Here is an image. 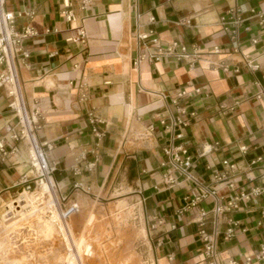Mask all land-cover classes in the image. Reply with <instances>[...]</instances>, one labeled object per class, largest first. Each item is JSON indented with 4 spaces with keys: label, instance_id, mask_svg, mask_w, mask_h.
Returning a JSON list of instances; mask_svg holds the SVG:
<instances>
[{
    "label": "crops",
    "instance_id": "1",
    "mask_svg": "<svg viewBox=\"0 0 264 264\" xmlns=\"http://www.w3.org/2000/svg\"><path fill=\"white\" fill-rule=\"evenodd\" d=\"M3 7L15 14L16 31L34 30L15 64L26 108L38 111L36 139L52 146L43 149L64 204H139L152 264H211L201 228L215 232L217 264H264L255 258L264 245V98L257 97L264 0H5ZM232 7L242 20L235 38L220 20ZM137 34L187 51L155 60L156 45ZM8 100L0 90V139L16 146L0 155V215L20 194L22 176H31L26 143L6 130L15 121ZM170 145L190 158L193 179L172 167Z\"/></svg>",
    "mask_w": 264,
    "mask_h": 264
},
{
    "label": "rangeland",
    "instance_id": "2",
    "mask_svg": "<svg viewBox=\"0 0 264 264\" xmlns=\"http://www.w3.org/2000/svg\"><path fill=\"white\" fill-rule=\"evenodd\" d=\"M56 198L61 208L72 204H64L57 192ZM46 200L36 201L35 209L27 202L22 215L14 211L21 209H14L15 203L7 204L0 215V264H66L68 252L49 216ZM77 206L68 228L78 247L79 264H152L139 204L115 198Z\"/></svg>",
    "mask_w": 264,
    "mask_h": 264
},
{
    "label": "built area",
    "instance_id": "3",
    "mask_svg": "<svg viewBox=\"0 0 264 264\" xmlns=\"http://www.w3.org/2000/svg\"><path fill=\"white\" fill-rule=\"evenodd\" d=\"M4 1L5 0H0V90L5 91L9 99L7 106L15 116V121L6 127L7 133L9 134V137L12 141H24L27 145V159L31 176H22V182L25 185H23L21 188L31 191L38 189L43 182L49 183L51 185L54 202L46 206L48 207L47 209L52 223L55 225L57 230L58 237H60L65 249L67 252H69L70 250L68 251V246L70 245L69 247L71 248V243L73 240L68 228V219L72 214L77 212L78 206L77 204L72 203L67 207L61 208L58 203V199L56 198V186L52 178V175L56 169V164L55 162L49 161L47 159L46 152L43 149L44 147L46 150H49L52 146L47 142L39 144L36 139V132L40 128L38 123V111L34 110L33 112H29L26 108L15 64V52L21 49V41L24 38L33 35L34 30L30 27H25L21 32L16 31L14 28L15 14L4 9ZM87 1L88 0H82L83 4H85ZM238 15L239 9L237 7H232L220 17L224 29L230 31L232 38L237 36V26L242 21ZM65 17L68 20H73L71 11H67L65 13ZM230 25H233L234 27L232 28ZM79 35L83 36V32H79ZM137 37L138 39L150 38V41L156 45L157 52L153 55L155 60H159L162 54L175 53L176 55V49H179L180 51L177 57L183 56L187 51V47L185 45H181L177 42H171L166 46H160L158 44L157 38L150 36L149 34H137ZM141 60L142 55L138 54L135 59V64L138 65ZM196 90L198 91V89ZM184 94V91L179 92V96ZM257 97L264 98V93L258 94ZM91 121L97 123L101 122L99 119L94 117L91 118ZM93 132L96 133L97 136L100 135V133H98L95 128H93ZM15 150L16 146L7 148L5 142L0 139L1 157H6L8 153H11ZM176 150L177 148H174L172 145L168 146L165 150L172 167L178 170L184 177L193 179V177L188 172V168L191 164L190 158L188 156L180 157ZM182 152L184 153L185 151L182 150ZM224 163H226V161H224ZM30 186H32V188H30ZM228 186L232 187V184L229 183ZM45 196L47 195H37V201L44 198L48 200V197ZM59 198L61 201H64V198L60 196ZM53 212H55L56 215H53ZM214 212L216 214L222 212V207L218 203H216ZM199 236L204 243L205 253L211 259V264H217L215 251V232L208 233L204 228H201L199 230ZM255 258L258 260H264V245L261 246L256 252ZM247 261H250V258H247Z\"/></svg>",
    "mask_w": 264,
    "mask_h": 264
},
{
    "label": "bare ground",
    "instance_id": "4",
    "mask_svg": "<svg viewBox=\"0 0 264 264\" xmlns=\"http://www.w3.org/2000/svg\"><path fill=\"white\" fill-rule=\"evenodd\" d=\"M38 192H32V191H27L26 189H22L20 194L15 198V200L12 203H16V205L12 204V206L14 207V209L16 207H20L21 209L19 210H14L17 214L22 215V208L25 207V205L27 204V202L30 203V205H32V209L35 207L34 203L37 201L36 196H44L47 195L48 200H47V205L51 204L52 202H54V196H53V191L51 189V185L49 183H45L43 182L40 187L37 189ZM28 196V198H26V196ZM29 207V206H28ZM35 209V208H34ZM38 209V208H37ZM53 215H56L55 212H53ZM50 224V222H49ZM52 225V224H50ZM71 248L68 246V253L66 255V259L65 262L66 264H79L80 262V254L78 251V247L76 246V244L74 242L71 243Z\"/></svg>",
    "mask_w": 264,
    "mask_h": 264
},
{
    "label": "water",
    "instance_id": "5",
    "mask_svg": "<svg viewBox=\"0 0 264 264\" xmlns=\"http://www.w3.org/2000/svg\"><path fill=\"white\" fill-rule=\"evenodd\" d=\"M30 188H32V186H30Z\"/></svg>",
    "mask_w": 264,
    "mask_h": 264
}]
</instances>
